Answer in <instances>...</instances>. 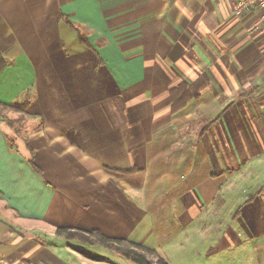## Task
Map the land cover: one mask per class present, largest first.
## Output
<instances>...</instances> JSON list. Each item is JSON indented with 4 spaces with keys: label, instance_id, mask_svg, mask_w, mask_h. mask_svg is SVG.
<instances>
[{
    "label": "crops",
    "instance_id": "0c3cea01",
    "mask_svg": "<svg viewBox=\"0 0 264 264\" xmlns=\"http://www.w3.org/2000/svg\"><path fill=\"white\" fill-rule=\"evenodd\" d=\"M237 1L0 0V109L27 107L0 117V264L131 262L93 232L264 264L263 11Z\"/></svg>",
    "mask_w": 264,
    "mask_h": 264
},
{
    "label": "trees",
    "instance_id": "16d2710c",
    "mask_svg": "<svg viewBox=\"0 0 264 264\" xmlns=\"http://www.w3.org/2000/svg\"><path fill=\"white\" fill-rule=\"evenodd\" d=\"M9 108V107H7ZM11 108L19 110L21 113H26L27 107L21 105H15ZM22 121V119H20ZM62 235L71 240H77L83 243H93L90 237L95 238L97 241L102 242L107 247L115 248L122 253L127 259L133 260L137 264H167L163 259H161L155 251H151L140 247L138 245H132L126 243L125 241L120 240H110L105 238L100 232H93L90 237L86 236L84 233L71 231V230H62ZM149 257H154L155 261L151 260Z\"/></svg>",
    "mask_w": 264,
    "mask_h": 264
},
{
    "label": "rangeland",
    "instance_id": "374dc122",
    "mask_svg": "<svg viewBox=\"0 0 264 264\" xmlns=\"http://www.w3.org/2000/svg\"><path fill=\"white\" fill-rule=\"evenodd\" d=\"M26 113H21L19 112V110L17 109H13L11 107L9 108H4V109H0V117L2 119V122L4 121L9 127L13 128L16 126V123H17V119H13V118H16V116H19L20 119H24ZM21 122V121H20ZM249 231H236V234L238 237L240 238H246V236L248 235ZM180 235V234H179ZM189 235V234H188ZM196 236H199V235H196ZM228 239H233L232 236H229ZM186 240V239H185ZM191 243L192 244V241L195 242V244L197 245L195 248H192L191 245L189 246L188 249H190V253L189 255H185V257H189L190 259L191 258H194L196 259L197 261H194V263H192L191 261H177L176 264H207V260L205 258V246L206 245H200L201 243V239L199 238H194L193 236L191 237ZM180 242V239L178 238L177 239V244L180 248V246L185 249L186 247H184L185 245H182L179 243ZM152 243V242H151ZM174 243V242H173ZM188 245V240L186 242V246ZM188 247V246H187ZM91 252H94L93 254H104L103 251L100 252V249L98 248H94L92 250H90ZM178 253L179 255H181V251H176V256L178 257ZM235 254V249L233 250H230V248L228 249V251L223 254V256L226 257V264H239L238 262H236V256L234 255ZM175 257V255H173ZM151 258V260L155 261V258L154 257H149ZM117 259H120V258H117ZM206 260V261H205ZM118 262L122 263L124 262V264H128V262H126V260L124 259H120ZM217 264L219 263V261L216 262ZM129 264H137L136 262H134L133 260H131V262H129ZM223 264V263H222Z\"/></svg>",
    "mask_w": 264,
    "mask_h": 264
},
{
    "label": "built area",
    "instance_id": "2783aa9c",
    "mask_svg": "<svg viewBox=\"0 0 264 264\" xmlns=\"http://www.w3.org/2000/svg\"><path fill=\"white\" fill-rule=\"evenodd\" d=\"M252 9H260L263 11L264 22V0H238L233 7V14L241 17ZM260 27H257L259 29Z\"/></svg>",
    "mask_w": 264,
    "mask_h": 264
}]
</instances>
